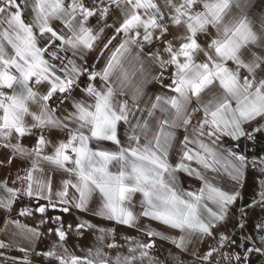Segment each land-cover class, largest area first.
Listing matches in <instances>:
<instances>
[{
    "label": "snow or ice",
    "instance_id": "obj_1",
    "mask_svg": "<svg viewBox=\"0 0 264 264\" xmlns=\"http://www.w3.org/2000/svg\"><path fill=\"white\" fill-rule=\"evenodd\" d=\"M261 5L0 0V264H264Z\"/></svg>",
    "mask_w": 264,
    "mask_h": 264
},
{
    "label": "rangeland",
    "instance_id": "obj_2",
    "mask_svg": "<svg viewBox=\"0 0 264 264\" xmlns=\"http://www.w3.org/2000/svg\"><path fill=\"white\" fill-rule=\"evenodd\" d=\"M253 187H254V180H253V177L250 175L249 176V178H248V185H247V188H246V193H248V192H251L252 191V189H253ZM66 219H68L69 221L72 219V217H70V216H66ZM92 242V238L91 237H86L85 239H83V240H81V241H79V243H80V245L81 246H86V245H89L90 243ZM47 242L45 241V242H43V246H42V248H44L45 247V244H46ZM70 243H71V241H70ZM170 246L168 245V244H164L163 245V248L164 249H168ZM172 251H174L173 249H171ZM167 253H165V252H162L160 255H161V258L163 259V257H164V255H166ZM13 255V254H12ZM34 261H36V262H38V264H40V261H39V259L37 258V259H35ZM35 264V263H34Z\"/></svg>",
    "mask_w": 264,
    "mask_h": 264
},
{
    "label": "crops",
    "instance_id": "obj_3",
    "mask_svg": "<svg viewBox=\"0 0 264 264\" xmlns=\"http://www.w3.org/2000/svg\"><path fill=\"white\" fill-rule=\"evenodd\" d=\"M256 2H257V4H260V0H256ZM261 7H264V5H261ZM150 87L152 88L153 91L156 90V86H150ZM193 186H194V182H188V183H187V187L191 188V187H193ZM13 216L15 217V213H13ZM3 222H4V216H3L2 213H0V225H2ZM25 222H27V223H29V224L32 223L31 220H26ZM0 238H3V237H0ZM42 246H43V242L37 245L38 248H42ZM173 250L175 251V249H173ZM12 254H13V255H16V256H19V255H20L19 252H14V253H12ZM34 263H35V264H38V262H36V261H34Z\"/></svg>",
    "mask_w": 264,
    "mask_h": 264
}]
</instances>
